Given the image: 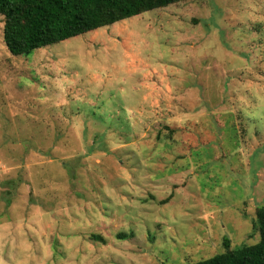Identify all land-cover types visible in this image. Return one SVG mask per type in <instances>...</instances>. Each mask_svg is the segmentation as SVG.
I'll return each instance as SVG.
<instances>
[{"label": "rangeland", "instance_id": "1", "mask_svg": "<svg viewBox=\"0 0 264 264\" xmlns=\"http://www.w3.org/2000/svg\"><path fill=\"white\" fill-rule=\"evenodd\" d=\"M262 206L264 0H186L28 56L0 15V264L195 263L258 243Z\"/></svg>", "mask_w": 264, "mask_h": 264}, {"label": "trees", "instance_id": "2", "mask_svg": "<svg viewBox=\"0 0 264 264\" xmlns=\"http://www.w3.org/2000/svg\"><path fill=\"white\" fill-rule=\"evenodd\" d=\"M186 0H0L4 17V42L14 56H28L86 33L108 27L143 13ZM254 227L260 240L190 264H264V206L256 211ZM103 242L101 236L93 237Z\"/></svg>", "mask_w": 264, "mask_h": 264}]
</instances>
